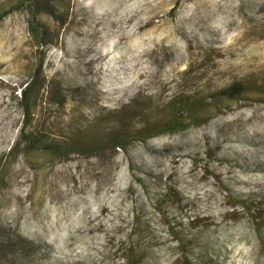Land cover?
I'll return each mask as SVG.
<instances>
[{"label": "rangeland", "instance_id": "rangeland-1", "mask_svg": "<svg viewBox=\"0 0 264 264\" xmlns=\"http://www.w3.org/2000/svg\"><path fill=\"white\" fill-rule=\"evenodd\" d=\"M29 1L0 0V264H264V0H51L38 37Z\"/></svg>", "mask_w": 264, "mask_h": 264}, {"label": "trees", "instance_id": "trees-1", "mask_svg": "<svg viewBox=\"0 0 264 264\" xmlns=\"http://www.w3.org/2000/svg\"><path fill=\"white\" fill-rule=\"evenodd\" d=\"M26 6H28V8H30V9L31 8L33 9V11H30L31 20H32V22L30 23V28H29L30 32L32 35H35L36 37H38V36H40V31H42V30L40 28V24L37 23V21H35V17H36L35 15L37 12H35L34 10L37 9L38 12L45 13L51 17H56L55 9L51 3V0H30L28 2V5H26ZM22 7H23L22 3H20V6L18 7V9L22 8ZM10 11H12V9L1 13L0 14V21L3 19V17H5L7 14H9ZM38 45L44 46L45 42L42 39H40V43ZM34 79H35V77H32V80L30 82H25L23 85L24 87H22V89L19 91V94L22 97V101L24 103L27 100V94H29L30 90L35 86V80ZM245 90H246V88L243 86V84H241L240 82H235V83H232L229 86H227V87H225L219 91L214 92L210 97H212L214 99L235 100V99L240 98L241 95L245 92ZM186 102H187V100H185V99L183 101L173 99L169 105H171V106L179 105L180 106V105L185 104ZM185 109L186 108H183V107H177V108L174 107V109L172 111L173 116H175L176 114H179L182 111H185ZM22 110H23L24 116L28 117L29 112H28L26 106H24L22 108ZM171 123L172 122H167V124H165V125L168 126ZM175 124L176 123H174V125ZM166 131L169 133H174L175 129L169 127V128H167ZM20 134H21L22 139H24L25 143H27V144L31 143L32 137L29 133L25 132L24 126L20 130ZM116 145L124 147V144L122 142H117ZM167 229L173 234V230H172L173 228L169 222H167Z\"/></svg>", "mask_w": 264, "mask_h": 264}]
</instances>
